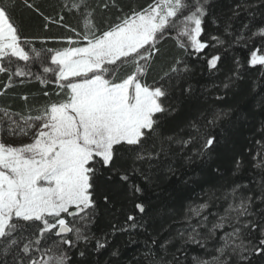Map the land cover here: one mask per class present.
<instances>
[{"label":"snow or ice","instance_id":"obj_1","mask_svg":"<svg viewBox=\"0 0 264 264\" xmlns=\"http://www.w3.org/2000/svg\"><path fill=\"white\" fill-rule=\"evenodd\" d=\"M25 3L29 8L35 7L26 0ZM207 3L208 0H194L192 4L185 0H152L146 7L124 13L117 17L116 23L100 29L95 23V9L88 8L87 0H74L69 11L81 14L83 31L62 25L75 33V37L60 38L67 47L43 50L25 49L24 45L30 41L22 40L18 28L11 22L10 5H0V73H11L10 67L3 66L5 60L9 65L15 62L14 58L39 62L42 72L51 74L54 80L41 75L36 78L42 84L54 83L59 89L56 94L59 98L38 109L37 115L23 116L0 109L3 113L0 129L6 120L10 136L29 137V142L19 145L6 144L0 139V242H3L0 250L5 255L12 252V264H69L66 248L83 243L86 250L93 242L96 252L107 247V234L98 238L91 232L97 207V175L104 169L115 170L118 149L125 146L141 149L133 153V164L153 159L152 153L144 154L143 144L157 132L156 114L167 111L162 98L168 95V90L163 85L143 84L141 77L159 51L158 41L170 30L176 32L178 46L185 51L191 49L200 53L207 47L200 39L203 19L208 14ZM108 6L107 2L99 5L103 9ZM62 20L61 16L59 21L53 22ZM257 34L264 36V27L253 33ZM259 51L264 49L251 51L250 65H264V55L258 54ZM219 59L212 56L208 60L209 67H215ZM49 60L51 66H47ZM179 63L178 60L177 65ZM125 67H130L131 71L121 76ZM170 71L177 73L180 69L174 65ZM15 75L32 73L17 68ZM166 78L171 79L169 73L161 79ZM225 115L217 111L201 112L199 118L188 125L191 129L188 139L176 142L185 147L198 144L199 147L193 149L194 156H206L218 142L211 129ZM14 116H19V120ZM167 140L173 141L174 137ZM240 164L241 160L236 159V167ZM132 171L139 172V169L133 167ZM140 174L146 183L152 182L150 174ZM120 179L128 181L129 175L122 174ZM130 187L136 192L142 191L139 186ZM237 188L239 185L232 189L234 200ZM254 199L264 204V196L240 197L238 203L229 204L225 215L211 228H207V216L195 225L190 222L192 216H202L207 203L190 208L191 216L185 217L189 221L188 228L177 233L182 241L177 251L188 243L206 247L208 239L217 237L216 230L224 229L227 224L231 231L217 238L216 254L209 259L193 257V264H233L234 259L236 264H252L253 256L264 258V210L250 211ZM104 201L109 202L107 195ZM135 208L140 213L145 212L143 203H137ZM127 219L135 221L132 215ZM201 228H206L207 235L198 239ZM115 231L116 226H113V234ZM257 232L258 238H253L252 233ZM155 243L157 241L153 240ZM169 243L165 240L160 247L163 249ZM79 255L84 257L86 251ZM148 255L152 256L151 251ZM150 264H179V261L175 256L172 261L153 257Z\"/></svg>","mask_w":264,"mask_h":264},{"label":"trees","instance_id":"obj_2","mask_svg":"<svg viewBox=\"0 0 264 264\" xmlns=\"http://www.w3.org/2000/svg\"><path fill=\"white\" fill-rule=\"evenodd\" d=\"M26 2L35 7H27L25 0H0V5H10L11 22L18 28L22 40L30 41L24 45L26 50L67 47L60 38L75 37V33L62 25L83 31L81 14L69 11L74 0ZM105 2L109 5L107 9L99 7ZM151 2L114 0L113 6V0H87V6L95 9L96 26L104 29L116 23L117 17ZM185 2L192 4L194 0ZM205 7L208 14L203 19L200 39L207 47L200 53L179 47L174 30L158 41L159 51L141 77L143 84L163 85L168 90V95L162 98L167 111L156 114L157 132L143 144L144 154L152 153L153 159L133 164V153L141 149L125 146L118 149L115 170L104 169L97 175V207L91 232L98 238L107 234L108 245L99 252L93 250L94 242L86 250L83 243L66 248L69 264H150L153 257L172 261L174 256L179 264H193V257L209 259L216 254L217 238L231 228L226 224L224 229H217V237L208 239L206 247L188 243L178 252L182 241L177 233L188 228L189 221L185 217L191 216L190 208L207 203L202 216H192L190 222L195 225L207 216V228H211L225 215L230 203H238L240 197L264 196V65L249 64L251 51L264 49V36L253 35L264 27V0H208ZM83 11L81 8L80 12ZM234 11L237 14L234 15ZM61 16V22H53L59 21ZM258 54L264 55V51ZM212 56L220 57L215 67L208 64ZM14 61L11 65L7 60L2 62L5 68H11V73H0V109L23 116L37 115L38 109L59 98L56 95L59 89L54 83L42 84L36 76H45L48 80H54V76L44 74L39 62L15 58ZM174 65L179 72L170 71ZM47 66H51L50 60ZM17 68L32 75L16 76ZM130 71V67H125L120 75ZM165 73H169L170 80L161 79ZM5 85L9 86L5 88ZM45 92L49 95L45 96ZM213 111L226 113L211 129L218 142L206 156L196 157L193 149L198 148V144L185 147L176 141L188 139L191 132L188 125L199 118L201 112ZM0 117H3L2 112ZM13 118L19 120V116ZM6 129L5 120L0 139L6 144H18L20 137L10 136ZM170 136L174 137L173 141L167 140ZM236 159L241 160L239 167L235 165ZM133 167L139 172L134 173ZM140 173L150 174L152 182L146 183ZM122 174H128L129 180L122 181ZM131 185L139 186L142 191L136 192ZM237 185L234 200L232 189ZM105 195L109 197L108 203L104 201ZM137 203L145 205L144 213L135 208ZM259 210H264V204L254 199L250 211L258 213ZM129 215L134 216L135 221H128ZM133 223L137 226L132 227ZM113 226L117 229L114 234ZM200 231L198 239L207 235L206 228ZM258 236V232L252 233L253 238ZM153 240L157 243L153 244ZM165 240L170 243L162 249L160 245ZM81 251H86L84 257L79 255ZM150 251L152 256L148 255ZM113 252L116 255H112ZM251 259L252 264H264L262 257ZM5 261L12 264L13 254L5 255L0 250V264ZM233 264H236L235 259Z\"/></svg>","mask_w":264,"mask_h":264},{"label":"rangeland","instance_id":"obj_3","mask_svg":"<svg viewBox=\"0 0 264 264\" xmlns=\"http://www.w3.org/2000/svg\"><path fill=\"white\" fill-rule=\"evenodd\" d=\"M39 125H37L38 127ZM34 131V130H33ZM14 139V138H13ZM29 142V137L28 136H23V137H20V141L18 144L16 145H19V144H22V143H27ZM71 219V218H70ZM72 239H74V237L70 236Z\"/></svg>","mask_w":264,"mask_h":264}]
</instances>
